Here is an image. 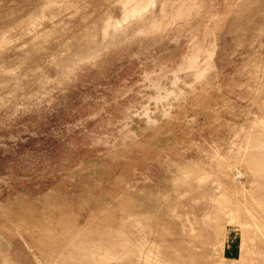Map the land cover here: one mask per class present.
I'll list each match as a JSON object with an SVG mask.
<instances>
[{"label":"rangeland","instance_id":"rangeland-1","mask_svg":"<svg viewBox=\"0 0 264 264\" xmlns=\"http://www.w3.org/2000/svg\"><path fill=\"white\" fill-rule=\"evenodd\" d=\"M0 264H264V0H0Z\"/></svg>","mask_w":264,"mask_h":264},{"label":"crops","instance_id":"crops-1","mask_svg":"<svg viewBox=\"0 0 264 264\" xmlns=\"http://www.w3.org/2000/svg\"><path fill=\"white\" fill-rule=\"evenodd\" d=\"M228 253L230 254V256H233V254H235V250L231 248L230 250H228Z\"/></svg>","mask_w":264,"mask_h":264}]
</instances>
